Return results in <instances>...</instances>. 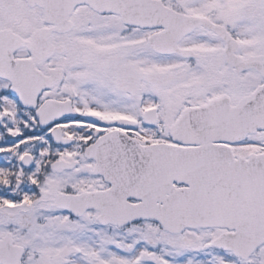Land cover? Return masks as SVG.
<instances>
[{
	"label": "snow or ice",
	"instance_id": "1",
	"mask_svg": "<svg viewBox=\"0 0 264 264\" xmlns=\"http://www.w3.org/2000/svg\"><path fill=\"white\" fill-rule=\"evenodd\" d=\"M0 264H264V0H0Z\"/></svg>",
	"mask_w": 264,
	"mask_h": 264
}]
</instances>
